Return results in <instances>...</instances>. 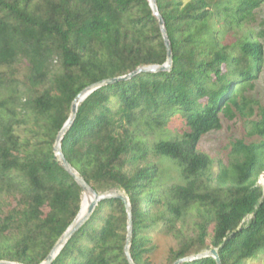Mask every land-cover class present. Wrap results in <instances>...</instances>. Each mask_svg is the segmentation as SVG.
<instances>
[{
	"label": "trees",
	"instance_id": "obj_1",
	"mask_svg": "<svg viewBox=\"0 0 264 264\" xmlns=\"http://www.w3.org/2000/svg\"><path fill=\"white\" fill-rule=\"evenodd\" d=\"M155 1L171 70L92 92L61 151L94 191L128 198L134 264H150V234L159 227L179 241L167 264L210 249L221 264L264 261V191L257 184L264 112L250 122L259 141H235L234 160L216 175L212 159L198 150L205 135L222 128L221 116L253 114L245 91L258 79L264 53L248 25L264 0ZM165 61L147 0H0V67L9 69L0 74V87L9 85L0 101V196L16 200L0 216V260L40 264L79 212L82 191L53 153L74 98L91 84ZM22 63L31 94L24 102L14 78ZM175 122L180 133L173 136ZM21 123L29 124L30 138L15 133ZM164 161L177 166V182L165 177ZM192 212L194 235L186 238L182 226ZM126 236L123 202L103 200L52 264H129Z\"/></svg>",
	"mask_w": 264,
	"mask_h": 264
},
{
	"label": "rangeland",
	"instance_id": "obj_2",
	"mask_svg": "<svg viewBox=\"0 0 264 264\" xmlns=\"http://www.w3.org/2000/svg\"><path fill=\"white\" fill-rule=\"evenodd\" d=\"M251 29L256 40H258L263 46L264 53V5L256 15V20L248 25ZM25 63H22L17 71L15 72L14 78L18 84V96L21 102H24L27 95L31 96L27 90V81L25 76ZM52 69L57 71L56 64L53 63ZM0 74H9L7 67H0ZM9 85L3 84L0 87V101L4 100L8 96ZM33 95V94H32ZM245 95L252 100L253 114L247 117H236L232 120H228L221 116L222 128L218 131H213L205 135L198 145V150L209 156L213 161V173L216 175L222 167H227L230 162L234 160L232 154V144L238 140H244L247 143L259 141V138L255 135H250L251 132V121L258 120L261 113L264 112V55L263 65L261 73L258 79L253 82V88L247 89ZM177 122L170 126V134L176 135L180 133V128ZM29 124H19L15 127V133L20 139L30 138L28 133ZM152 137V136H151ZM161 168L165 171V177L170 179V183L177 182L179 171L175 164L172 162L164 161L161 164ZM257 184L262 187L264 191V172L260 174ZM117 190H110L106 192H112ZM105 193V192H103ZM16 206V200L14 197L8 195L0 196V216L7 213L11 208ZM47 212V209L45 210ZM194 212L190 213L185 220L183 232L188 236L194 235L193 222ZM180 225L178 227L180 228ZM211 231V230H210ZM151 246L153 249L150 253L146 254L150 264H167L168 257L171 249H176L178 246V239L165 233L162 227L155 229L151 234ZM195 254L190 255L189 257ZM248 264H264L262 258L250 261Z\"/></svg>",
	"mask_w": 264,
	"mask_h": 264
},
{
	"label": "water",
	"instance_id": "obj_3",
	"mask_svg": "<svg viewBox=\"0 0 264 264\" xmlns=\"http://www.w3.org/2000/svg\"><path fill=\"white\" fill-rule=\"evenodd\" d=\"M149 7L153 13V16L158 21V25L160 28L161 36L164 41V45L166 48V61L163 65H153V66H147V67H138L133 72L120 76L115 78H108L101 80L99 82H96L94 84L89 85L84 90H82L73 100L70 108V114L64 125L62 126L61 130L58 132L55 142L53 145V153L54 158L59 162L61 167L72 177V179L75 181V183L80 187L82 191V199L88 198L90 200L89 204L87 205L86 209L82 211L81 203H80V209L71 223V225L67 228V230L62 234V236L58 239L56 244L53 246L47 257L40 263V264H52L55 258L58 256L64 245L68 242V240L71 238V236L89 219L91 214L93 213L94 209L98 205L99 202L103 200L108 199H119L123 202L126 214H127V236H126V243L124 247V254L129 264H134L131 256H130V246L132 242V210L130 207V203L128 201V198L126 195L119 191H112V192H105V193H98L94 191L86 182L85 180L79 175V173L68 163V161L65 159L62 151H61V142L63 140V137L69 130V128L72 126L76 113L77 108L79 104L85 100L92 92L95 90L102 88L104 86L114 84L121 81H126L131 79L132 77L141 74V73H158V72H169L172 67V48L169 41V38L167 36L165 25L163 18L158 12V8L156 5L155 0H147ZM204 258H212L216 261L217 264H221L220 258L218 256L216 249H210L202 251L198 254H195L191 257H186L183 259L177 260L174 264H181L183 262H192L195 260H201ZM0 264H19L15 262L10 261H3L0 260Z\"/></svg>",
	"mask_w": 264,
	"mask_h": 264
},
{
	"label": "bare ground",
	"instance_id": "obj_4",
	"mask_svg": "<svg viewBox=\"0 0 264 264\" xmlns=\"http://www.w3.org/2000/svg\"><path fill=\"white\" fill-rule=\"evenodd\" d=\"M90 200L88 198H83L82 202H81V208L82 211H84L87 207V205L89 204Z\"/></svg>",
	"mask_w": 264,
	"mask_h": 264
}]
</instances>
